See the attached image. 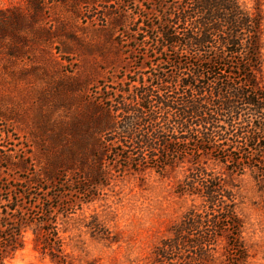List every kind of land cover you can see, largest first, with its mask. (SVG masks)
<instances>
[{
  "label": "rangeland",
  "instance_id": "rangeland-1",
  "mask_svg": "<svg viewBox=\"0 0 264 264\" xmlns=\"http://www.w3.org/2000/svg\"><path fill=\"white\" fill-rule=\"evenodd\" d=\"M239 2L262 15L257 79L264 90V0ZM151 8L150 0H0V212L8 213L0 225L18 218L29 226L23 249L2 264H153L171 228L202 204L177 193L197 169L192 157L159 173L124 169L105 156L115 118L102 94L116 105L120 88L132 94L134 81L156 84L155 76L177 73L156 34L117 37L120 26L136 29L139 16L154 20ZM240 120L246 134L252 119ZM198 165L236 200L243 264H264V157L260 171L242 174L212 159ZM96 166L97 183L90 179ZM225 255L222 239L213 264H229Z\"/></svg>",
  "mask_w": 264,
  "mask_h": 264
},
{
  "label": "trees",
  "instance_id": "trees-1",
  "mask_svg": "<svg viewBox=\"0 0 264 264\" xmlns=\"http://www.w3.org/2000/svg\"><path fill=\"white\" fill-rule=\"evenodd\" d=\"M150 2L153 8L148 13L156 10V18L139 16L136 29L120 26L117 37L128 42L135 35L144 39L142 35L156 34L157 44L174 54L169 63L177 73L170 78L155 76L156 84L134 81L132 94L120 88L116 105L102 94L109 105L106 111L116 119L104 134L105 156L133 171L149 167L161 173L188 157L197 166L177 186V193L197 196L202 204L189 209L171 228L170 236L155 248L153 264H213L222 239L227 262L243 264L248 255L236 200L198 163L201 158L212 159L239 174L246 168L261 169L264 90L257 75L262 66V15L258 10L249 13L239 0H174L165 8ZM182 57L190 60H179ZM245 116L253 121H247L249 130L243 134V123L237 122ZM93 172L91 182L97 183L101 177L97 166ZM54 177L45 174L47 181H55ZM6 216L0 212L1 221L6 222ZM28 227L18 218L4 228L0 225L4 234H0V264L23 249L22 234Z\"/></svg>",
  "mask_w": 264,
  "mask_h": 264
}]
</instances>
